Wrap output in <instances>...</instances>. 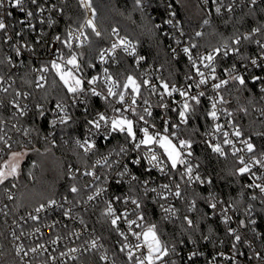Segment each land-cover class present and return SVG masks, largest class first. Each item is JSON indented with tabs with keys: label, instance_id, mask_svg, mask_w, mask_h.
<instances>
[{
	"label": "built area",
	"instance_id": "1",
	"mask_svg": "<svg viewBox=\"0 0 264 264\" xmlns=\"http://www.w3.org/2000/svg\"><path fill=\"white\" fill-rule=\"evenodd\" d=\"M65 1L66 0H38V4L34 5L30 3V0H26L25 7L28 10L33 11L34 15L32 17H27L26 13L22 12L19 8L8 7L6 10H0V14L4 15L5 23L9 25V27L5 31H3V33L6 42L5 58L10 66L8 74L2 76L3 82H0V125H7L11 127L12 130L11 133H6L4 137L8 140V143L12 145V147L11 149H8L5 145L1 144L0 148L3 149V152H0V157L5 153L13 150L14 146L19 142H23L25 144L26 142H30L31 140L29 129L18 122L19 119L28 116L32 111L31 94L26 91L11 92L13 86L16 83L15 75H17L20 70L29 67L32 74L34 86L36 88L45 87L48 83L49 74L51 71L44 74L46 76V80L41 81L39 80V76L41 75V73L37 70L42 66H50V62L53 59L57 58V56L55 55V53L57 52L62 53L63 56H69L72 52L78 55L79 63L81 64V74L85 79L86 89L89 87L86 81L88 79H91L92 76L102 75L104 68H108L109 72L113 75L112 68L116 66L119 54L126 55L132 61V69L134 71L133 74L129 75L135 76L138 81L148 79L158 88V92L155 94L151 93L147 86H143L141 88V98L137 101V112L144 114L145 118L149 120L150 124L156 125V129L153 130L150 128V131H163L165 120L169 122V131H176V129L172 128V125L180 124L178 111L181 107L183 98L179 96V94H174V96L172 97H168L165 95L163 101L161 100V97L159 95V91H162V88L160 86L161 81L168 82L164 76V71L162 70V68L151 64L147 60L146 56L140 53L137 44L133 41L132 43L135 45L136 51L135 56L128 55L122 49L118 48L116 50L115 57H111L110 53L106 52L105 54L109 56L108 63H101L99 61L100 51L104 49H110L112 43L117 41V36L113 35V29L109 30L112 37L110 45L102 47L99 50L96 61L84 68L78 51L80 48L87 46L88 43H86L83 47H79L77 46L78 42L76 40H73L72 49H68L62 43V41L67 39V33L70 29L76 30L80 27L70 26L62 29V27L59 26L64 12L63 4L65 3ZM198 1L200 8L206 15L207 19H211L214 16H232L241 11L244 7H252L257 4H264V0H257V3L255 5L252 4V0H215V2L214 0H207V3H205V0ZM166 2L167 8L165 18L162 23H159L160 28L170 40V48L172 54L176 58L183 57L188 60L187 55L183 53L182 49L184 47L191 48L193 44L196 45V43L193 41V37L195 36V34H191L190 32L185 30L183 20L176 12L171 0H166ZM38 6L44 8L43 13L38 10ZM218 6L221 8L220 13L216 12V7ZM229 6L232 8L231 12L227 11V8ZM92 7L94 8L93 2ZM83 11L85 12L84 21L86 19L92 18L91 11L86 12L84 9ZM6 12H11L12 15L7 16ZM172 12L176 13L174 17L171 15ZM169 19H172L173 23L177 26L173 27L172 25L166 23V21ZM41 21H43V23H41ZM51 21H55V23H52ZM108 21L109 19L106 18L105 22L107 23ZM95 24L97 26V30L100 31L102 35L103 29H101L97 23V12L95 16ZM261 29V33L253 34L252 31H249L243 36L251 35V37L253 36L256 40H260L261 43H264V23L261 26ZM83 30L87 34L88 32H91L90 28H84ZM118 33L120 37H126L128 40H130L127 36L121 34L119 30ZM9 36L11 37L10 40L7 39V37ZM57 36L60 37L59 41L55 39ZM81 39H83V37H81ZM177 39L180 41L179 44L176 43ZM228 46L229 49H231L232 47H237L234 44H230ZM222 47L223 45L221 46V48ZM238 47L240 48V54H233L230 51V54L227 57H224L222 55L217 57L215 61L217 68L216 75L221 79H228L227 74L223 70L231 68L233 65H235L237 74L243 75L245 79H247L250 75L260 76L264 78V68L253 67L250 63L251 59L253 58L259 60V57L261 56L260 47L258 45L256 47L246 46L244 49H242V46ZM17 48H19L20 50L19 56L16 54ZM173 49L176 50L175 53H173ZM211 50H208L207 52H198L196 46L195 48H192V54L194 58H198L200 55L207 54ZM249 53H252V55L247 57L246 55H249ZM241 55L245 57L244 60H241ZM139 56H143L145 59L141 60L139 65H137L136 59ZM9 57L11 58V62H9ZM91 65H95V67H91ZM245 65L247 66L246 68ZM126 68L127 70H129L128 66ZM201 70L207 73V70L202 66ZM196 79H198V77ZM214 82L218 81L209 80L208 85H202L200 89L195 88L193 83V87L191 88L190 93L195 95L199 91H204L206 95L204 97H201V100H206L209 109L210 101L208 97H215L217 95V92L211 88V84ZM231 82L233 81H230L229 83ZM38 85L43 86L40 87ZM169 85L170 87L172 85H175L178 88L186 87L185 85L171 82H169ZM225 87L221 88L218 93L223 97ZM262 87H264V79H262L259 84L260 100L259 105L255 108V114L256 119L264 122V92L261 91ZM3 88H8V91L4 92L2 90ZM97 90L103 92L105 95L107 94L106 87L102 84L97 85ZM18 92L21 95L17 96L16 93ZM25 93H27L26 96L24 95ZM84 98L85 97L83 96L81 97L82 100ZM92 99H97L103 104L100 109L99 104H96V109H99L97 112L106 111L107 115H114L110 108L106 109V102L101 97H87V105L76 103L75 106H73L70 99L60 102H63L68 107V111L73 118L74 108H80L83 112H85V107H87L88 110L92 107ZM115 99L116 98L114 97L109 98V100H111L113 103H115ZM145 99L148 100L149 104L151 105V117L147 116V114L143 112V108L148 107V105H145L143 103V100ZM13 101L19 103L26 114L21 115L19 109H17L13 104ZM127 101L128 98L126 97V103ZM161 103H166L168 105V108L165 109L163 107H160L159 105ZM55 105L56 103L54 104L50 112V129L48 130L45 138L49 139V141H51L52 143L61 142L65 147L74 146L80 149L86 156H95V154L97 153H99V155H96L93 158V162L91 165L86 166L79 164L76 166H71L69 168V176L71 178L75 176V179H79L81 181L82 190H80L79 193H73V197L64 196L54 198L60 206L47 207L45 211H42L40 213L35 212V209L37 208L36 207L26 212L15 215L11 209V205L13 199L16 197V192L13 189H8L4 192L3 198H0V218L5 223L6 233L9 237L12 254L9 255L6 252L4 243L0 239V264H53V261L51 260L52 256L57 257L55 264H136L135 259L133 261L128 260L127 250H125L124 252L120 251L125 241L123 240V237H121L115 230L114 226L111 225L109 218L105 215L107 202L115 196H120L122 199L125 197L135 198L141 202L142 207L140 211H142L145 216L144 202L140 197L141 194H143L144 197L151 199L160 208L164 218H166L167 220H178L182 216L185 206H191V203L189 205L186 202V192H188V190L190 189H193L194 186H203L206 188L205 192L208 204L213 201V198L214 202H217V208L215 210L210 208L211 216H219L223 221L224 213L222 210L225 208L228 209L227 215L231 217V220L227 225L224 222L223 223L226 225L227 229L229 227L236 229V233L241 236V241L237 242L234 239V243L225 248L222 247V241H219V246L214 247L215 257H212V259H210V264H225L226 261L237 262L244 258V247L248 248L249 250L254 249V239H244L242 237V234H247V232L249 234L256 233L255 227L253 226L254 224L250 223V221L254 219L250 218L251 216L249 215V211L246 212V219H243L242 217H240V213L235 209L234 205L224 202L221 196H219L217 190L211 184H200L198 181H194L189 184L186 183V178L185 180H181L180 174L184 171L182 166H178L176 170H172L167 176L160 173L157 169L154 168L151 169L150 172L147 171V169L151 168V166L148 165L147 161L142 158V154L145 149L141 148L139 151L134 150L131 143L126 142V137L123 134L114 133L111 136L106 137H102L101 135L93 136L90 135L89 126L86 125L81 134H77L72 137L67 136L62 131V129L68 126L71 120L68 122V124H60L58 122V118L59 115H62V113H58ZM115 106L120 107L119 104H115ZM217 107L218 111L226 109L227 112L232 113L231 117L227 116L226 113L221 114V118L218 121V123L225 125L224 130L229 131L230 138H233L231 137L232 124L238 126L243 132L242 128L237 123V116L233 110L227 107L225 103L218 104ZM172 109H176V111H173ZM4 112L6 113L4 114ZM96 113L94 114V116L96 115ZM126 114L129 115L130 118L135 119V116H133L131 113ZM4 116L7 117L5 118ZM53 120H57L55 126L52 124ZM211 122L213 124V121ZM185 126L186 125L181 124L178 132L180 138L183 139H187L186 134L184 133ZM211 131L212 126L203 133L200 139L201 145L208 146L206 141L209 140H211L213 143L217 142L212 135H208V133H211ZM114 135L118 136L115 140L113 139ZM140 135L141 134L138 132V136ZM216 137H219V134H216ZM248 137H251V142L256 145L252 135H246V133H244V136L240 139H246ZM85 138L94 140L96 143V147L87 153H85L82 148L78 147L76 143L77 140H80L82 142ZM121 146L125 147L127 151L125 153H120L119 155H117ZM236 146L243 147V145H241L238 140L236 142ZM224 148L228 155H231L235 162H237V158L231 154V146L224 145ZM159 151L162 152V150ZM261 153H264V149H260L256 145V155L259 157ZM239 155H244L245 160L248 161L250 160L252 154L242 152ZM137 158L141 159L140 164H134L132 162ZM188 159L194 166L199 165V167H194L193 175L199 173L201 179L207 180L208 178L205 177L200 163L194 155V152L193 155ZM105 160L107 161V163H105ZM98 161L100 163H97ZM125 167L128 168V174H125L122 177L118 176L117 174L119 172H123ZM86 171H95L100 179L97 181L91 176L84 175L83 173ZM167 171L168 169H166V172ZM252 171L255 172L257 176H264V169H261L259 165L254 166L252 168ZM131 176H137L139 177V180H131ZM247 177L248 180L246 184L248 185L253 183L254 178L250 174H247ZM144 180L149 181L147 185L148 188L155 187L158 191H160L159 185L166 183L170 184L172 190L175 191V184L178 183L180 184L181 197L177 198L169 195L167 191H165V195L168 196L167 200L157 199L156 195L151 192H149L148 195L145 196L144 186L142 184V181ZM129 181H131V183H129ZM255 182L264 183V179L256 180ZM101 187L105 188L106 191L102 192L100 196H97L93 201H88V195L93 194L97 188ZM252 190L254 196L264 197V194L260 193L259 189L252 188ZM9 194H11L13 199H8ZM65 197H67L66 200L64 199ZM221 201L223 203H220ZM47 202L44 204L47 205ZM161 203H163L165 207H174L177 210L175 215L165 214L163 209L160 207ZM113 207L116 209L117 214L123 213L125 210H127L129 213H131V215H129V219H135L138 214L136 212H133L135 206L130 201L127 205H125L124 203H122V201L113 200ZM68 209H71V213L69 216H65L64 212ZM94 210L97 211V213H93ZM29 214L38 215L40 219L34 221L30 218ZM95 214L97 215V217H99L100 221L97 220ZM81 220H83V224L81 223ZM241 220L245 221V224L247 226H241L239 223ZM103 221L108 222L112 226V230L115 231V243H113V245L109 243L108 238L106 240V238L102 236L98 231V222L99 224L103 225ZM118 223L120 231L125 232L129 236V240L127 241V243L136 244L137 241L135 237H133L128 231L127 224H125L123 220ZM144 223L146 229L147 225L150 224L146 219V216ZM37 228H39V232L36 231ZM133 230L141 231V229L135 228V226H133ZM13 232L16 233V236L20 237L19 240L15 239V237L12 235ZM21 233H23V235H21ZM73 233H75L76 235H73ZM57 236H59L60 239L56 244H52L51 241L55 240ZM93 239L97 240L98 246L96 249H92L90 247V241ZM244 240V246L239 247V245H241ZM209 242V239L203 240L204 245H209ZM20 244L24 245L25 250L33 247H38L41 244L44 245V248L39 249V251L36 253L29 252L27 256H23V254H21V256H17L16 248ZM233 244L236 245L235 248L232 247ZM70 248H77L79 250L75 253H68V250ZM194 251L198 253V255L195 257L203 256L207 252L205 246H202L196 242H192L190 243L188 249L184 254L180 251L174 252L170 254V257H166L165 260H173L175 261V264H178L177 259L179 257L189 258L190 254ZM60 252H65L68 254L64 257H60ZM257 252L260 253L261 257H264V254H261L260 251L255 250V254ZM220 253H223L224 255H220ZM255 254L248 256V260L251 261V264H264V258L257 259ZM136 255L139 256L141 255V253L137 252ZM102 256H106L107 260H102Z\"/></svg>",
	"mask_w": 264,
	"mask_h": 264
},
{
	"label": "trees",
	"instance_id": "2",
	"mask_svg": "<svg viewBox=\"0 0 264 264\" xmlns=\"http://www.w3.org/2000/svg\"><path fill=\"white\" fill-rule=\"evenodd\" d=\"M92 2L97 12V23L103 29V33L100 37H96L92 32H88L90 43L78 51L84 68L96 61L102 47L110 45L112 37L109 30L116 28L121 34L137 44L140 53L145 55L151 64L162 68L168 82L185 86L193 85V80L186 79L189 75H195L190 62L183 57L176 58L172 54L170 40L160 27H156L165 18L166 0H143L142 8L136 6L134 0H92ZM171 2L182 18L185 30L195 34L193 41L196 43L198 52H207L224 44H234L233 41L237 37L242 38L245 33L252 31L254 27H261L264 23V4L244 7L232 16H214L207 19L204 14L202 18L196 19L179 2L176 0H171ZM197 2L199 4L198 0ZM63 9V16L59 23L62 29L70 26L79 27L83 24L85 12L78 0H66ZM107 17L109 21L106 23ZM205 20L208 21V24L204 23ZM197 32L202 35L197 36ZM255 40L253 36L251 40L242 39L239 46H242V49L246 46L256 47ZM5 51L4 33L0 31V76L7 75L10 70L5 58ZM251 55L252 53H249L246 56ZM127 66L129 70H127ZM132 68V61L126 55L119 54L112 73L123 83L126 76L134 73ZM15 76L16 83L11 92L26 91L31 94L32 111L28 116L18 120L20 124L29 129L31 140L25 144L19 142L11 150L24 152L26 155L21 163L19 176L10 177L8 181L0 185V198H3L4 192L8 189L15 190L16 197L12 201L11 209L15 215H18L36 208L50 199L64 196L73 197L74 194L70 192V187L75 185L82 190V186L79 179L69 176V168L79 164L91 165L93 158L99 153L91 157L86 156L74 146L65 147L61 142L52 143L45 138L50 129L52 107L57 102L69 99L66 89L54 71L50 72L48 83L43 88L34 86L29 67L20 70ZM252 77L250 75L246 79L245 86L239 85L238 82L229 83L224 88L223 95L225 104L235 112L237 123L243 132L246 135H252L257 147L264 149V135H259V133H264V122L256 119L255 114V108L259 105L260 100V81L253 82ZM91 102L92 107L87 113L80 108H74L71 122L62 129L67 136L81 134L87 125L85 120L93 118L94 114L103 106L97 99H92ZM96 104H99V109H96ZM37 105L40 107L38 108ZM208 109L206 100L202 99L201 104L196 106L195 114L191 116L189 123L184 127V133L187 139L190 138L193 141V152L205 177L212 180L211 185L224 202L234 205L243 219L247 217L248 206H252L249 215L250 218L256 220L253 225L256 233L249 234L247 232V234H242V237L254 239V249L249 250L244 247V258L237 262L226 261L225 263L251 264L248 256L254 255L255 250L264 254V197L255 196L256 199H252L254 193L247 187V174L243 177L234 174L235 169L240 165L231 155L220 157L213 153L210 147L201 145L200 139L203 133L212 126L210 118L206 116ZM243 109H247V112ZM41 110L44 112L43 116L40 115ZM0 128L3 129L0 131V135L4 137L6 133L12 132L11 127L7 125H0ZM117 137L114 135L113 139L115 140ZM11 151L0 157V165L8 159ZM205 190L206 188L203 186H194L193 189L186 192L187 204L190 205L195 200V208L190 211L191 206H185L183 214L178 220H167L151 199L144 197L143 194L140 196L144 202L146 219L150 224L158 225L163 242L169 247L175 245V252L180 251L184 254L193 241L205 246L207 252L203 256L191 259L179 257L178 264H210V259L215 257L214 247L219 246V241H222L224 248L234 243V237L227 232L226 225L221 218L211 216ZM93 213H97V211L94 210ZM185 216L192 219L193 228L187 227L184 221ZM97 220L100 221L99 217ZM98 231L106 240L108 238L111 245L115 243V231L112 230V226L108 222H104L103 225L98 222ZM205 237H208L209 245H204ZM0 239L4 243L6 252L11 255L9 237L6 233L5 223L1 218ZM244 242L245 240L239 247H243Z\"/></svg>",
	"mask_w": 264,
	"mask_h": 264
},
{
	"label": "snow or ice",
	"instance_id": "3",
	"mask_svg": "<svg viewBox=\"0 0 264 264\" xmlns=\"http://www.w3.org/2000/svg\"><path fill=\"white\" fill-rule=\"evenodd\" d=\"M215 2V0H214ZM26 0H0V10H6L8 7L19 8L22 12H25L27 17H32L34 15L33 11L28 10L25 7ZM31 4H38V0H30ZM136 6L142 8L143 7V0H134ZM207 3V0H205ZM257 0H252V4L255 5ZM80 6L87 12L91 11L92 18L86 19L78 29L76 30H69L67 33V39L62 41V43L68 48L72 49L73 44L72 41L76 40L78 42L77 46L83 47L86 43H90L88 34L83 30L84 28H90L91 32L96 36L100 37L101 32L97 30V26L95 24V16L96 10L92 7V0H79ZM54 7V6H53ZM38 10L43 13L44 8L38 6ZM62 11V10H61ZM221 8L218 6L216 7V12L220 13ZM228 12L232 11V8L229 6L227 8ZM7 16H11V12H6ZM171 15L174 17L176 15L175 12H172ZM55 23V21H51ZM43 23V21H41ZM169 25L176 27L173 23L172 19L166 21ZM205 24H208V21H204ZM9 27L8 24L5 23L4 15L0 14V31H5ZM31 27V25H30ZM156 27H160V25H156ZM261 27H256L252 29V33H261ZM183 34V33H181ZM113 35L117 36V41L112 43L110 49L101 50L99 53V61L101 63H108L109 56L105 53H110L111 57H115L116 50L122 49L128 55L135 56V45L132 41L128 40L126 37H120L118 30L113 29ZM197 36L202 35V33L197 32ZM83 37V39H81ZM7 39H11V37H7ZM56 40H60V37L57 36ZM251 40V35H245L242 38L237 37L233 43L237 47H232L229 49L227 44H224L223 47H216L209 51L207 54L200 55L198 58H194L192 54V48H195L196 45L193 44L190 47H184L182 49L183 53L187 55L188 60L190 61L192 69H194L195 75H189L186 77L188 80L194 81V86L197 89H200L202 85H208L209 80L211 81H218L211 84V88L217 92L215 97H208L210 101V109L207 110L206 116L213 121L212 124V131L208 133V135H212L217 142L213 143L211 140L206 141L208 147L211 148L213 153H216L220 157H227L228 153L225 151L224 145L231 146V154L237 158V162L240 167L235 169L234 174H238L240 176H245L246 174H250L254 179L253 183L248 184L247 187L252 189H259L260 193L264 194V183H256V180L264 179V176H257L255 172L252 171V168L256 165H259L261 169H264V153H261L258 157L256 155V145L251 142V137L246 139H240L244 136V133L241 129L232 124V131L231 137L229 131L224 130L225 125L218 123L221 118V114L226 113L227 116L231 117L232 113L227 112L226 109L218 111V104H224L226 101L222 95H219V90L229 84L230 81L238 82L239 85L245 86L247 81L243 75L237 74L236 66L233 65L231 68L224 69L223 71L227 74L228 79H221L219 78L217 73V68L215 61L218 56L222 55L224 57L229 56L230 51L233 54H240V48L238 47L241 44V40ZM176 43L179 44L180 41L177 39ZM260 49H261V56L258 59H251L250 63L253 67H260L264 68V43H261L260 40H255ZM175 49H173V53H175ZM16 54L20 55L19 48L16 49ZM57 56L56 59H53L50 62V66H42L39 71L41 75L39 76V80L43 81L46 80V76L44 74L48 73L49 71H54L55 75L59 77L60 82L62 83L63 87L66 89L69 99L72 101L73 106L76 103H81L87 105L88 100L87 97H101L106 102V109L110 108L114 115H107L106 111L104 112H97L96 115L91 119H86L85 123L89 126V133L90 135H101L102 137L111 136L114 133L123 134L126 137V142L131 143L132 148L136 151H139L141 148H144L145 151L142 154V158L147 161L148 165L151 168L147 169V171H151V169H157L160 173L164 175H168L169 172L172 170H176L178 166H182L184 171L180 174V179L185 180L186 183H192L194 181H198L200 184L208 183L211 184L212 180L209 178L207 180L201 179L199 173L193 175L194 167H199V165H193L189 161V157L193 155L192 148H193V141L189 139L180 138L178 135L180 125H187L192 115L196 112V106L201 104V97H204L206 93L204 91H199L197 94L193 95L191 93V88L193 87L192 84L187 85L185 88H178L175 85L170 87L169 82L161 81V88L162 91H159V95L161 100L166 96L172 97L174 94H179L183 98L181 102V107L178 111V116L180 118V124H173L172 128L176 129V131H169L168 121L165 120L163 131H150V128L155 130L156 125L150 124L149 120L145 118L144 114L137 112V101L141 98V88L143 86H147L149 91L153 94L158 92V88L155 84H152L150 80L143 79L142 81H138L137 78L133 75H128L124 79L123 83L118 79L114 78L113 75L109 72L108 68L103 69L102 75L92 76L91 79L86 81L87 85L89 86L87 89L85 88V79L81 74V64L79 63L78 55L74 52L70 53L69 57L65 59L62 53H55ZM241 60H244L245 57L242 55L240 56ZM9 62H11V58L9 57ZM145 59L143 56H139L136 59L137 65H139L140 61ZM201 66L207 70V73L201 70ZM91 67H95V65H91ZM247 66L245 65V68ZM198 77V79H196ZM262 77L260 76H253L252 81H261ZM0 82H3V77L0 76ZM102 84L106 87V95L97 90V85ZM42 87L43 85H38ZM4 92L8 91V88L2 89ZM264 92V87L261 89ZM17 96L21 95L19 92L16 93ZM25 96L27 93L24 94ZM85 97L83 100L81 97ZM110 97H114L115 103L109 100ZM126 97L128 101L126 103ZM145 105L148 107L143 108V112L147 114V116H152L151 105L149 104L148 100H143ZM13 104L17 109H19L20 114H26L24 109L21 108L20 104L16 101H13ZM115 104H119L120 107H116ZM165 109L168 108L166 103H161L159 105ZM39 108L40 106L37 105ZM55 108L58 110V113H62L59 115L58 122L62 125L68 124L70 120H72V116L68 111V107L63 102H57ZM176 111V109H172ZM243 111L247 112V109H243ZM85 112H88V108L85 107ZM126 113H131L135 116V119L130 118L129 115ZM40 115H44L43 110H41ZM142 122V123H141ZM57 120H53L52 124L55 126ZM15 127V126H13ZM0 131H3L0 128ZM138 132L141 134L138 136ZM216 134H219V137H216ZM259 135H264V133H259ZM10 139V138H9ZM237 140L243 147H237L236 142ZM175 141V142H174ZM0 143L5 145L8 149H11L12 145L8 143V140L4 138L3 135H0ZM78 147L82 148L85 153L91 151L96 147V143L94 140H90L85 138L82 142L80 140L76 141ZM159 150H162L159 151ZM127 149L123 146L120 147L119 152L125 153ZM0 152H3V149L0 148ZM249 153L252 154L250 160L246 161L244 155H239L240 153ZM26 155L24 152L18 151H11L10 158L5 161L2 165H0V185H3L9 178H16L19 176V169H20V161L23 156ZM134 164H140L141 159L137 158L132 161ZM97 163H100L99 161ZM105 163L107 161L105 160ZM166 169L168 171L166 172ZM86 176H91L95 180H99L100 177L97 175L95 171H86L83 173ZM128 174V168L125 167L123 172H119L118 176H124ZM75 179V176H73ZM131 180H139L137 176H131ZM131 183V181H129ZM149 181L144 180L142 184L144 186V194L145 196L148 195L149 192L154 193L157 199L160 200H167L168 196L165 195V191L169 195L174 197H181L180 191V184H175V191L172 190L170 184H161L159 185L160 191L157 188H148ZM15 187V185H13ZM106 191L105 188H97L93 194L88 195L87 200L93 201L97 196H100L102 192ZM71 193H79L80 189L75 185L70 187ZM8 199H13L11 194L8 195ZM65 200L67 197L64 198ZM252 199H256L255 196ZM113 200L114 201H122L125 205L129 203V201L135 206L133 212L138 213L135 219H129V213L125 210L123 213L117 214L116 209L113 207ZM220 203H223L222 201ZM51 206H60L55 199H50L47 202V205L40 204L36 209V213H40L45 211L47 207ZM7 207V206H5ZM142 204L139 200L132 198V197H125L121 198L120 196H115L111 200L107 202L106 213L105 215L109 218L110 223L114 226L115 230L119 233L125 243L122 245L120 251L124 252L127 250V258L129 261H133L135 259L136 264H175V261L168 260L166 261V257H170L171 253L176 251L175 245H172L171 248L169 245L162 242L159 231L158 225L156 224H148L145 229V216L141 210ZM160 207L163 209L165 214H172L175 215L176 209L174 207H165L163 203H161ZM209 207L213 210L217 208V202L213 201L209 203ZM251 205L248 206V210H251ZM195 208V200L191 202L190 211L194 210ZM224 213L223 222L227 225L231 220V217L227 215L228 209L225 208L222 210ZM71 213V209H68L64 212L65 216H69ZM32 220H39L40 217L38 215L29 214ZM121 220L128 226V231L131 233L133 237H135L137 243L130 244L127 243L129 240V236L120 231L119 223ZM184 221L187 224L189 229L193 228V221L188 216L184 217ZM83 224V220H81ZM241 226H247L245 221L241 220ZM251 224H255V220L250 221ZM54 226V225H53ZM133 226L135 228L141 229V231H134ZM198 227V226H196ZM39 232V228L36 229ZM227 232L232 235L235 241H241V236L236 233V229L229 227ZM15 239L19 240L20 237L16 236V233L13 232L12 234ZM23 235V233H21ZM73 235H76L73 233ZM60 239L59 236L55 240H52V244H56ZM208 239V237H205ZM195 243V241H193ZM97 240L93 239L90 241V247L92 249L97 248ZM233 248L236 247L235 244L232 245ZM44 248V245L41 244L38 247H33L28 250H25L23 244H20L16 248V255L27 256L29 252L36 253L39 249ZM79 249L77 248H70L68 253H75ZM146 250V253H145ZM140 252L141 255L137 256L136 253ZM68 253L60 252V257L66 256ZM197 252H192L189 256V259L192 257L197 256ZM220 255H224L220 253ZM257 259H262L260 253L257 252L256 254ZM57 257L52 256L51 260L53 264H55ZM102 260H107L106 256L101 257Z\"/></svg>",
	"mask_w": 264,
	"mask_h": 264
},
{
	"label": "rangeland",
	"instance_id": "4",
	"mask_svg": "<svg viewBox=\"0 0 264 264\" xmlns=\"http://www.w3.org/2000/svg\"><path fill=\"white\" fill-rule=\"evenodd\" d=\"M177 1L179 2V4L182 5V7L187 12H189L191 15H193L196 19H200L204 16V13L201 10L200 5L198 4L197 0H177ZM64 57H65V59H67L69 56H64ZM24 157H25V155L23 156V158L20 161V166H21V163H22ZM9 158H10V156L8 157V159Z\"/></svg>",
	"mask_w": 264,
	"mask_h": 264
},
{
	"label": "crops",
	"instance_id": "5",
	"mask_svg": "<svg viewBox=\"0 0 264 264\" xmlns=\"http://www.w3.org/2000/svg\"><path fill=\"white\" fill-rule=\"evenodd\" d=\"M177 1V0H176ZM178 2V1H177ZM108 18V17H107ZM109 19V18H108Z\"/></svg>",
	"mask_w": 264,
	"mask_h": 264
}]
</instances>
